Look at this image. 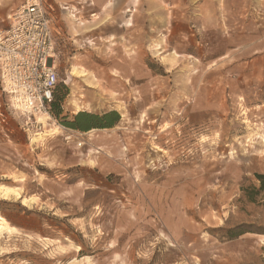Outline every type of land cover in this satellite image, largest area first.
I'll return each mask as SVG.
<instances>
[{
    "label": "rangeland",
    "instance_id": "1",
    "mask_svg": "<svg viewBox=\"0 0 264 264\" xmlns=\"http://www.w3.org/2000/svg\"><path fill=\"white\" fill-rule=\"evenodd\" d=\"M43 2L60 117L119 121L24 125L0 90V264H264V0Z\"/></svg>",
    "mask_w": 264,
    "mask_h": 264
},
{
    "label": "built area",
    "instance_id": "2",
    "mask_svg": "<svg viewBox=\"0 0 264 264\" xmlns=\"http://www.w3.org/2000/svg\"><path fill=\"white\" fill-rule=\"evenodd\" d=\"M7 19L8 25L0 27V90L7 107L22 116L24 125L32 124V118L39 124L41 116L50 114L58 84L51 20L43 0H22ZM71 134L64 138L72 140Z\"/></svg>",
    "mask_w": 264,
    "mask_h": 264
},
{
    "label": "trees",
    "instance_id": "3",
    "mask_svg": "<svg viewBox=\"0 0 264 264\" xmlns=\"http://www.w3.org/2000/svg\"><path fill=\"white\" fill-rule=\"evenodd\" d=\"M56 88L52 92V100L49 107L50 114L55 118L60 117L61 115L60 102L62 99V96L56 98ZM60 120L62 121L61 124L68 129L77 132H86L93 128L106 129L113 127L119 121V114L114 110L105 111L102 113L79 111L75 113L70 119H63L60 117ZM257 177L261 180V188L264 187V175L257 174ZM244 232L245 230L240 229V227H236L234 229L227 230L226 236L232 238L239 236Z\"/></svg>",
    "mask_w": 264,
    "mask_h": 264
},
{
    "label": "crops",
    "instance_id": "4",
    "mask_svg": "<svg viewBox=\"0 0 264 264\" xmlns=\"http://www.w3.org/2000/svg\"><path fill=\"white\" fill-rule=\"evenodd\" d=\"M1 1L2 0H0V2ZM64 1H67V0H64ZM89 1H91V2H93V1L100 2L101 1V2L104 3V7H107L108 8L109 7V4H111L114 0H89ZM110 10L111 11H109V14L105 15V18H107V19H109L112 16L111 14L114 13V12H112V9H110ZM47 12H48V10H47ZM68 13H69V16L71 18V22L72 23H76L77 20H78V18L75 16V14L71 13V10H69ZM121 14H122V12L120 11V15H119L120 18H122V15ZM48 15H49V12H48ZM118 24H119L120 27H122L123 26L122 20ZM51 32H52V28H51Z\"/></svg>",
    "mask_w": 264,
    "mask_h": 264
},
{
    "label": "bare ground",
    "instance_id": "5",
    "mask_svg": "<svg viewBox=\"0 0 264 264\" xmlns=\"http://www.w3.org/2000/svg\"><path fill=\"white\" fill-rule=\"evenodd\" d=\"M41 119H42V118H41ZM12 193H13V195H14L16 198H20V199H21V203H22L23 205H26V206H30V205H31V203H32V201H33V200H31V198H29V197H26V198L21 197L18 191H13ZM0 219H1V218H0Z\"/></svg>",
    "mask_w": 264,
    "mask_h": 264
}]
</instances>
